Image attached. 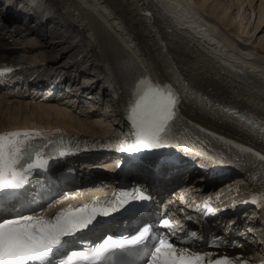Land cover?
I'll return each instance as SVG.
<instances>
[{"label": "bare ground", "instance_id": "obj_1", "mask_svg": "<svg viewBox=\"0 0 264 264\" xmlns=\"http://www.w3.org/2000/svg\"><path fill=\"white\" fill-rule=\"evenodd\" d=\"M257 2L0 0V62L27 66L26 82L32 73L43 76L65 70L66 80L74 88L92 85L89 94L102 98L110 121L108 133L122 123L121 111L141 77L169 86L180 99L174 126L235 159L239 168L235 180L252 183V190L261 194L264 203V161L258 158L264 155V134L219 105L248 110L264 119L263 39L254 40L264 29V0ZM68 61L74 68L67 66ZM17 91L15 99L7 97L11 91L0 94V107H7L0 132L36 129L56 133L59 129L56 136L67 137L104 133L87 131L98 123L93 120L98 113L76 112L74 99L69 106L43 103L28 100L23 95L25 88ZM2 116L0 112V119ZM236 146L252 151L244 153ZM139 171L143 173L140 183L148 185L150 179L145 177L150 174ZM165 176L166 172L158 182L164 183ZM192 176L187 173L181 183L200 188L198 177ZM105 181L115 182L111 178ZM232 254L252 255L248 248Z\"/></svg>", "mask_w": 264, "mask_h": 264}, {"label": "snow or ice", "instance_id": "obj_2", "mask_svg": "<svg viewBox=\"0 0 264 264\" xmlns=\"http://www.w3.org/2000/svg\"><path fill=\"white\" fill-rule=\"evenodd\" d=\"M179 103V96L169 86L141 77L133 86L126 113L131 134L119 140L116 150L136 158L145 152L175 147L171 143L174 139L171 133L179 117ZM231 114L253 124V121L234 110H231ZM260 130L264 134V125L260 126ZM58 133L59 129L56 133L36 129L0 132V200L15 195L29 183L35 172L47 171L52 163L80 150L79 145L66 142L63 134L59 139H53ZM236 147L244 153L252 151L242 146ZM258 158L264 161V155ZM122 166L116 165L117 168ZM73 198L69 195L56 198L55 204L50 203L48 208ZM149 199L150 196L143 190L133 188L80 207L69 205L52 215H45L46 209H41L38 214L17 211L9 217L0 215V264H107L108 258L117 249H127L129 246L144 247L146 264H250L239 258H213L212 253L190 251L188 247H178L163 235L148 247L146 241L151 238L152 225L147 223L138 225L135 233L129 237L116 239L108 235L95 244L83 239L85 232L92 231L98 223L115 214L134 216L141 212L143 202ZM160 223L165 228L172 227L169 219H162ZM70 244H78L80 249L65 251Z\"/></svg>", "mask_w": 264, "mask_h": 264}, {"label": "rangeland", "instance_id": "obj_3", "mask_svg": "<svg viewBox=\"0 0 264 264\" xmlns=\"http://www.w3.org/2000/svg\"><path fill=\"white\" fill-rule=\"evenodd\" d=\"M259 1L260 0H258V2H257V5L259 4ZM12 9H14V8H12ZM23 19V20H22ZM20 20H21V22L22 23H27V20H25L24 18H20ZM262 27H264V25H262ZM259 31V30H258ZM258 33V32H257ZM258 39H263L262 40V43L260 44L262 47H264L263 45H264V29H262V31H260L259 32V34H258V36L257 35H255L254 36V40H258ZM260 46V47H261ZM263 50V49H262ZM261 53H263L264 54V50H263V52L262 51H260ZM56 55V54H55ZM55 55H53V56H55ZM65 61H66V59H65ZM68 62H70V63H66L67 64V66H70L71 68H74V66H73V62H71V61H68ZM236 81H238L237 79H235ZM239 82V81H238ZM246 101V100H245ZM249 102V101H248ZM7 107H4V106H2V107H0V112L3 114V116L1 117V119H0V125H1V121H4V120H6L7 118L4 116L5 115V109H6ZM98 109L99 110H101V107H98ZM3 110V111H2ZM68 110L71 112V111H74L73 109H71V108H68ZM97 113H98V117H96V118H93V120H95L96 122H98L97 124H95V125H92V129L90 130V129H88L87 131L89 132V131H92L93 133L94 132H100V133H102V132H104L103 134H107L108 132H109V130H111L110 128H106V127H108V123H110V121L109 120H106V112H105V110L103 109V111L100 113V112H96V115H97ZM103 113V114H102ZM93 114H95V113H93ZM93 114H89L90 116H92ZM102 115H103V117H102ZM102 117V118H101ZM103 119H105V120H103ZM94 121V122H95ZM106 121H107V123H106ZM109 121V122H108ZM106 123V124H105ZM111 125V124H110ZM90 134H92V133H86L85 135H90ZM97 134H99V133H97ZM97 134H95V135H97ZM95 159V158H94ZM96 160V159H95ZM106 162H108V161H106ZM93 164H95V163H93ZM196 173H198V172H196ZM196 177H198V178H200L201 177V175H199V173L196 175ZM230 179H235V174H234V176H232ZM128 181H131V178L128 180ZM189 185H191V184H189ZM207 190H208V188H207ZM257 226V225H256ZM259 226H262V225H259L258 224V227ZM259 228H262V227H259Z\"/></svg>", "mask_w": 264, "mask_h": 264}, {"label": "trees", "instance_id": "obj_4", "mask_svg": "<svg viewBox=\"0 0 264 264\" xmlns=\"http://www.w3.org/2000/svg\"><path fill=\"white\" fill-rule=\"evenodd\" d=\"M213 184H214V182H213Z\"/></svg>", "mask_w": 264, "mask_h": 264}]
</instances>
